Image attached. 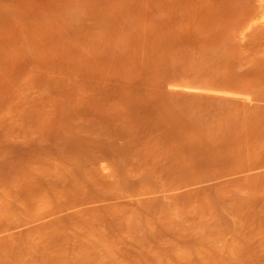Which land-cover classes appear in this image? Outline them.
I'll use <instances>...</instances> for the list:
<instances>
[{"label": "rangeland", "instance_id": "obj_1", "mask_svg": "<svg viewBox=\"0 0 264 264\" xmlns=\"http://www.w3.org/2000/svg\"><path fill=\"white\" fill-rule=\"evenodd\" d=\"M263 13L0 0V264H264Z\"/></svg>", "mask_w": 264, "mask_h": 264}, {"label": "bare ground", "instance_id": "obj_2", "mask_svg": "<svg viewBox=\"0 0 264 264\" xmlns=\"http://www.w3.org/2000/svg\"><path fill=\"white\" fill-rule=\"evenodd\" d=\"M264 15V13H263ZM262 17V16H261ZM261 17L259 18L260 19V23L263 22L264 23V19H261ZM264 17V16H263ZM263 20V21H262ZM183 89L185 90H189V91H197L198 89L196 87H192V86H183ZM243 97V96H242ZM247 97H245V100L247 101Z\"/></svg>", "mask_w": 264, "mask_h": 264}]
</instances>
